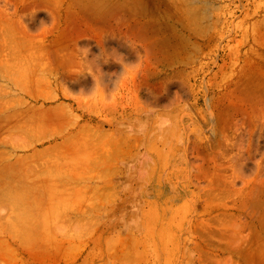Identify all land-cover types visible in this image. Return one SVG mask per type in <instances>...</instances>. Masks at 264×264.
Wrapping results in <instances>:
<instances>
[{"label":"rangeland","instance_id":"obj_1","mask_svg":"<svg viewBox=\"0 0 264 264\" xmlns=\"http://www.w3.org/2000/svg\"><path fill=\"white\" fill-rule=\"evenodd\" d=\"M96 3L0 0V264H264V0Z\"/></svg>","mask_w":264,"mask_h":264},{"label":"bare ground","instance_id":"obj_2","mask_svg":"<svg viewBox=\"0 0 264 264\" xmlns=\"http://www.w3.org/2000/svg\"><path fill=\"white\" fill-rule=\"evenodd\" d=\"M90 2H91V0H89ZM95 1V5H98V4H100V3H96V2H99V0H94ZM101 1V0H100ZM87 3V2H86ZM106 4H107V2H105ZM89 6L91 7V5L89 4ZM97 8H95L96 10L98 9V8H100L101 9V6L100 5H98V6H96ZM97 12H98V10H97ZM9 109V108H8ZM8 111V110H7ZM12 114H14V113H12ZM11 114V115H12ZM10 115V114H9ZM6 116H8V115H6ZM9 117V116H8ZM8 117H6V118H8ZM11 117V116H10ZM9 119H11V118H9ZM14 140V139H13ZM9 141V140H8ZM10 141H11V139H10ZM119 141V140H118ZM123 141V140H122ZM121 143V142H120ZM123 144H124V142H123ZM126 144V143H125ZM87 145V144H86ZM121 145V144H120ZM125 147H127L126 145H125ZM82 148V147H81ZM84 148V147H83ZM82 148V149H83ZM124 157V156H123ZM8 175V174H7ZM12 175V174H11ZM7 177V176H6ZM1 180H2V178H1ZM0 180V181H1ZM12 189V188H11ZM32 189H34L33 187H32ZM1 190V189H0ZM14 190H12L11 192H13ZM25 192H27V191H25ZM16 193V192H15ZM2 194V193H1ZM8 194H11V193H8ZM7 194V195H8ZM7 197H9V195L7 196ZM10 198H15V196L13 197H11L10 196ZM56 228V227H55ZM57 228H59V227H57ZM29 230V229H28ZM29 232V231H28ZM24 238H26L25 236H24ZM23 240V238L20 240V241H22ZM23 241H25V240H23ZM54 248V247H53ZM57 250V249H56ZM14 257V256H13ZM11 259H12V256H11Z\"/></svg>","mask_w":264,"mask_h":264},{"label":"clouds","instance_id":"obj_3","mask_svg":"<svg viewBox=\"0 0 264 264\" xmlns=\"http://www.w3.org/2000/svg\"><path fill=\"white\" fill-rule=\"evenodd\" d=\"M42 24L44 23V22H41Z\"/></svg>","mask_w":264,"mask_h":264}]
</instances>
